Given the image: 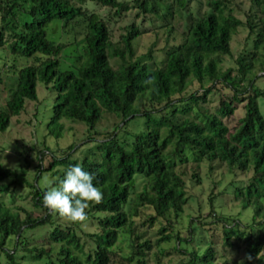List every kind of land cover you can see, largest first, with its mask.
<instances>
[{
    "label": "trees",
    "instance_id": "16d2710c",
    "mask_svg": "<svg viewBox=\"0 0 264 264\" xmlns=\"http://www.w3.org/2000/svg\"><path fill=\"white\" fill-rule=\"evenodd\" d=\"M194 1L0 0V50L7 55L0 62V131L37 100L38 82L53 94L46 137L25 149L19 166L0 162V264H162L170 254L182 255L175 264H239L246 254L253 259L244 264H264V88L256 84L264 76V0H251L244 19L234 0H205L202 9ZM90 5L108 8L115 21L136 11L113 39L110 21ZM239 28L247 31L244 45L223 68ZM149 34L140 51L139 39ZM63 58H71L70 67L61 66ZM214 93L220 98L211 109ZM237 102L243 113L230 130L225 120ZM105 114L118 121L96 130ZM139 116L142 127L129 131ZM63 119L85 124L82 143H94L70 156L79 150L73 142L45 166V140L61 136ZM187 162L226 167L233 193L244 207L253 205L251 218L218 211L211 195V219L188 216L182 227ZM75 164L93 173L103 192L84 223L45 207L47 188L38 184L49 171L58 185ZM17 190L31 196V207L16 206L17 196L25 197ZM205 234L204 247L193 245ZM239 242L243 255L231 258L226 253Z\"/></svg>",
    "mask_w": 264,
    "mask_h": 264
},
{
    "label": "rangeland",
    "instance_id": "374dc122",
    "mask_svg": "<svg viewBox=\"0 0 264 264\" xmlns=\"http://www.w3.org/2000/svg\"><path fill=\"white\" fill-rule=\"evenodd\" d=\"M131 2V0H128ZM202 2L201 9L206 8L205 0H200ZM194 4L200 5L198 0L194 1ZM251 0H234L232 7L236 13V16L240 19H244L245 12L250 8ZM89 8L99 12L104 16L105 19L110 21L109 28L111 29L112 38L117 39L119 33L123 31L122 27L129 24L134 19V13L136 10H130L127 14L115 21L116 18L110 17V20L107 15L108 8L102 7L100 5H90ZM113 12V11H112ZM142 17L148 18L150 14L142 15L137 18L136 21L140 20ZM175 23L178 28H182V25L179 19L175 20ZM146 22L144 23V25ZM247 31L244 28H239L237 33L233 36L231 42V56H226L223 62V68L228 67L233 64L234 58L237 56L238 52L242 49ZM153 39V35H145L139 39V50L142 51ZM160 44V43H159ZM4 51L0 50V62L2 63L7 56L3 54ZM23 59V58H22ZM26 60V59H24ZM61 66L63 68L70 67L71 58H63L60 60ZM260 74V73H259ZM256 84L264 88V76L257 78ZM37 91V100L36 101H27L25 103V109L17 116L11 118L9 126L4 130L0 131V162L9 165L11 167H17L23 162V157L25 155V149H29L34 143L42 141V137H46V130L44 128L45 120L51 114V106L53 103V94L50 92L49 87H46L44 84L38 82L36 86ZM224 92V90H222ZM228 91L225 90V94ZM5 95V94H4ZM4 95L0 98V104L4 98ZM219 95L214 93L211 96L210 103L207 104V107L213 108L217 104ZM258 98L259 106L264 113V99ZM244 102L235 103V110L231 116H229L225 121L230 130L237 124L238 119L242 116ZM101 121L97 123L96 130H112L114 123L118 121V118L111 115H103ZM144 118L139 116L131 120L128 123L127 128L129 131H136L142 127ZM63 124L65 125L64 130L59 138L47 137L46 145L49 148L50 155H45L43 158V164L45 166L48 164L53 157H61L65 154V147L75 142L78 146V151L70 156H76L81 153L82 150H85L87 147L91 146L94 141L82 143V139L85 138L88 134L87 126L81 122L75 121L71 122L66 119H63ZM142 123V124H141ZM141 124V125H140ZM140 125V127L136 126ZM84 146L83 148H81ZM49 160V161H48ZM210 164V163H209ZM200 163L199 165L191 162H187L182 168L184 172V179L186 182V192L189 196L188 203L184 206V212L180 219L182 221V227H185L187 222V217L192 216L195 218L200 217V219H205L209 221L211 218H208V212L210 210L209 197L211 195H217L218 198H214V205L219 206L216 209L222 211L223 213H228L231 215L241 216L240 218L244 221L251 218L253 212V205L244 207L243 196L238 197L233 193L232 188V175L228 173L226 167L217 162L213 164ZM36 162H33L32 168L27 170V178L31 180L34 166ZM180 168V167H179ZM195 173V174H194ZM193 174L195 176H193ZM49 171H43L38 184L42 187L46 185V177L52 178ZM240 175H238V178ZM243 176V175H241ZM236 184V182H234ZM238 185V184H237ZM23 194L25 197L16 198V206H23L29 208L31 196L26 195V191L17 190L16 195ZM236 197V199H235ZM200 215V216H199ZM187 219V220H186ZM174 223L180 226L177 220H173ZM183 231L185 229L183 228ZM198 234L197 236H199ZM193 245L197 247H204L207 243V234L201 235L203 237H197ZM200 239V240H199ZM243 244L239 242L235 249L230 248L227 251V255L231 258L241 257L243 255ZM180 254H170L167 257L161 259L162 264H175L177 260L181 258ZM170 259V260H169ZM148 264H154L152 261Z\"/></svg>",
    "mask_w": 264,
    "mask_h": 264
},
{
    "label": "clouds",
    "instance_id": "9594fccd",
    "mask_svg": "<svg viewBox=\"0 0 264 264\" xmlns=\"http://www.w3.org/2000/svg\"><path fill=\"white\" fill-rule=\"evenodd\" d=\"M145 83L151 84L152 80L149 79ZM94 179L95 175L85 171L81 164L70 166L58 185L56 178L46 177L47 190L43 195L44 206L71 222L88 221L86 210L90 203L99 204L103 201V192L93 183ZM252 259L251 254H246L239 264H244V260Z\"/></svg>",
    "mask_w": 264,
    "mask_h": 264
}]
</instances>
